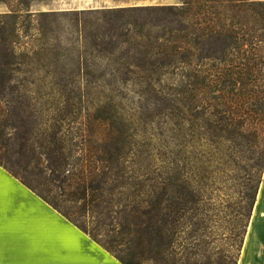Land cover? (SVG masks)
Masks as SVG:
<instances>
[{"label":"rangeland","instance_id":"374dc122","mask_svg":"<svg viewBox=\"0 0 264 264\" xmlns=\"http://www.w3.org/2000/svg\"><path fill=\"white\" fill-rule=\"evenodd\" d=\"M7 1L0 0V14L17 7ZM22 1L29 10L19 13L17 34L6 41L17 58L11 89L0 97V131L1 117L10 115L19 132L12 142L26 144L22 162L35 157L29 169L43 170L29 177L43 187L50 176L107 180L102 206L84 210L81 221L123 253L121 223L140 202L162 191L194 195V217L175 234L177 263L238 264L264 177V141L224 139L219 118L264 117V68L245 78L255 92L229 94L224 106L215 74L224 62L202 59L191 41L185 63L168 64L173 48L158 37L162 16L133 10L179 0ZM256 125L242 128L262 129L264 120ZM0 154L21 159L14 149ZM72 189L55 187L52 196L80 210L83 201L68 200Z\"/></svg>","mask_w":264,"mask_h":264},{"label":"trees","instance_id":"16d2710c","mask_svg":"<svg viewBox=\"0 0 264 264\" xmlns=\"http://www.w3.org/2000/svg\"><path fill=\"white\" fill-rule=\"evenodd\" d=\"M2 1L8 3L7 0ZM16 1H18L17 7H10V12L0 14V97H4L3 93L11 89V82L16 71L14 64L17 53L13 43H6L7 37L17 34L18 26L15 20L20 12L29 10L27 9L29 5L25 2ZM179 3L137 6L133 9L162 16L157 25L162 26L163 32L158 34V37L166 50L173 48L172 58L167 63L184 64L187 60V49L192 41L200 46L202 59L224 62V67L219 68L215 73L218 76L219 92L224 98L222 99L224 106L228 105V99L226 101L225 96L230 97L238 92L242 98H245L247 94L255 92L249 89V82L245 78L256 75L255 73L264 68V0H179ZM215 7L219 8V16L207 15V12H212ZM218 19L221 21L220 25ZM5 44L8 47H5ZM234 51L242 54L240 60L228 58L229 53ZM238 84L242 87H238ZM261 115L263 114L222 116L219 118V124L222 125L219 135L224 139L240 140L244 143L263 142L264 128L252 130L242 128L247 122L258 125L259 121L264 120ZM1 118L6 120L4 124L6 129L0 131V151L14 149V153L20 154L21 159L13 160L7 158L5 154H0V164L19 177L23 183L89 233L124 264H178L174 257L177 242L175 234L180 228L178 225L185 221L187 223V220L190 221L194 217V213L191 214V212L197 210L198 203L194 195L180 191H162L152 197L153 199L146 200L144 205L140 202L141 205L126 214L121 223L125 229L123 239L127 244V253H123L124 250L116 249V240L105 243L100 241L99 229L89 230L81 221L84 210L102 206L99 200L103 198L107 190V180L89 181L79 176L74 178L50 176L43 182L45 187L41 186L29 175L41 174L43 170L29 169L31 160L35 157L28 158L27 164L22 162V159L27 157L26 150L23 148L26 144L18 146L16 142H12L16 139L15 134H19L16 132L17 127L10 123L9 120L12 119L10 115L6 114ZM232 124H237L239 127L228 128ZM0 125H2L1 122ZM21 137L25 139V134ZM50 151L59 152V149L53 147ZM262 155L264 158V150ZM36 163L41 165L40 158ZM62 186L73 188L69 190L68 200L83 201L79 207L80 210L73 211L63 201L52 196L55 187L62 188ZM179 264L192 263L188 259H183ZM232 264H237V261Z\"/></svg>","mask_w":264,"mask_h":264},{"label":"crops","instance_id":"0c3cea01","mask_svg":"<svg viewBox=\"0 0 264 264\" xmlns=\"http://www.w3.org/2000/svg\"><path fill=\"white\" fill-rule=\"evenodd\" d=\"M0 264H124L0 165ZM238 264H264V177Z\"/></svg>","mask_w":264,"mask_h":264}]
</instances>
